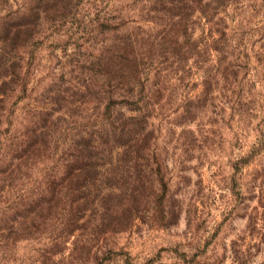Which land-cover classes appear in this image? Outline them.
<instances>
[{
  "label": "rangeland",
  "instance_id": "1",
  "mask_svg": "<svg viewBox=\"0 0 264 264\" xmlns=\"http://www.w3.org/2000/svg\"><path fill=\"white\" fill-rule=\"evenodd\" d=\"M55 1L0 0V37L38 19L0 95V264H264V0L196 10L182 48L154 46L135 93L149 138L97 170L79 169L98 155L84 136L115 145L134 106L94 93L95 57L198 0H69L64 19L35 16Z\"/></svg>",
  "mask_w": 264,
  "mask_h": 264
},
{
  "label": "trees",
  "instance_id": "2",
  "mask_svg": "<svg viewBox=\"0 0 264 264\" xmlns=\"http://www.w3.org/2000/svg\"><path fill=\"white\" fill-rule=\"evenodd\" d=\"M227 0H198L197 3H187L180 6L162 7L161 13L164 19H158V24L162 27L158 32V36H145L143 32L135 35L128 34L115 42L112 48H106V54L97 56L94 59L96 65V80L99 82L94 85V93L104 99H108L106 108L109 109L111 102L118 100L120 102H129L134 107H130V113L125 114V121H129L131 127L125 131L119 132V140L115 145L109 144L106 140L105 144L98 141L93 134L84 136V141L89 148L98 154L92 158L83 159L81 168H89L97 170L103 165H116L118 163L129 162L135 159V153L143 149V144L149 138V130H147V122L145 116H140L136 113L138 109V102L135 99V93L140 85L143 87V79L149 77V73H145L148 65L153 64L154 61V46L160 45L159 54L166 55L167 46L174 44V47L182 48L183 45L179 42L182 38L190 39L192 32V24L194 20L192 16L194 11H198L205 19H212L213 12L216 11L218 5L226 3ZM71 3L69 0H57L47 8L41 9L37 7L34 12L35 16L43 13L45 19H64L71 14ZM196 4V5H194ZM167 16V17H166ZM27 17V16H26ZM34 18V17H33ZM177 18V19H175ZM38 24V19H20L16 22H10L5 28L4 35L0 37V95L3 94L4 87L8 83L7 77L13 80L16 62L14 55H12L20 46L31 39L33 30ZM142 28V26H139ZM159 37V42L156 38ZM153 38V40H152ZM161 41V44H160ZM165 44V46H164ZM163 45V46H162ZM7 48V49H6ZM12 69V71H8ZM123 90V91H120ZM44 120L52 118L50 114L46 115ZM127 135V140H122V137ZM108 136V132H105ZM96 150V151H94ZM134 155V156H133ZM92 161H89L91 160ZM124 164V163H123ZM72 172H74L72 170ZM72 172H68V177ZM106 174L107 173L106 171ZM89 189L87 181L80 187V190ZM3 233V232H1ZM0 233V234H1Z\"/></svg>",
  "mask_w": 264,
  "mask_h": 264
}]
</instances>
